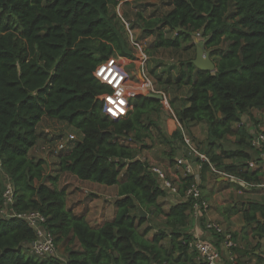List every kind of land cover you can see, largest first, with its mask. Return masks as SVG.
Masks as SVG:
<instances>
[{
    "label": "trees",
    "instance_id": "trees-1",
    "mask_svg": "<svg viewBox=\"0 0 264 264\" xmlns=\"http://www.w3.org/2000/svg\"><path fill=\"white\" fill-rule=\"evenodd\" d=\"M122 1L129 6L124 0H0V173L12 187V201L5 205L0 183V210L7 213L0 215V264H203L187 247L194 201L184 192L193 178L171 181L178 199L165 210L162 200L170 192L138 158L151 127L159 131L153 118L162 110L161 100L134 94L124 115L104 112L115 90L95 72L113 58L134 60L125 26L152 37L147 51L153 53H194L195 39L215 65L213 72L202 71L186 58L177 61L174 78H157L165 92L186 88L179 106L167 99L181 126L170 137L161 133L170 165L180 142L190 153L181 130L205 123L206 137L197 147L208 159L200 163L202 172L210 164L247 184L260 183L262 172L248 166L260 161V153L239 122L250 110L264 109V0H168L160 16L134 10L131 17L128 11L119 17L114 9ZM43 119L79 132L81 139L57 155L58 172L115 186L111 220L92 227L84 215L74 214L65 190L56 186L58 176L45 174L43 158L29 157ZM229 137L233 148L224 146ZM26 212L44 218L42 226L55 248H62L64 261L29 251L35 232L14 216ZM159 217L163 220L156 222ZM241 217L242 231L250 228L252 237L264 238V204L248 202ZM213 234L219 248L223 237ZM235 249L242 256L237 244Z\"/></svg>",
    "mask_w": 264,
    "mask_h": 264
},
{
    "label": "rangeland",
    "instance_id": "rangeland-1",
    "mask_svg": "<svg viewBox=\"0 0 264 264\" xmlns=\"http://www.w3.org/2000/svg\"><path fill=\"white\" fill-rule=\"evenodd\" d=\"M121 3H123V1L120 2L114 9L119 17L122 16L124 11H128L131 17L134 10H141L145 14V16H160L169 8L167 6L168 0H129V6H121ZM125 28L128 32L127 43L130 45L129 48L134 54V60L120 57L113 58L105 65L104 68H100L98 70V74L104 79L110 81L113 86H115L117 92L115 98L112 99L113 101H107L105 105L106 110L114 115L113 109H115V107L117 106L116 102L118 99H122L125 97L128 98L130 95L134 94L144 93L141 85L142 82L137 72L139 59L142 60L141 66L145 71V75H147L149 80L152 82L153 88L164 93L167 96L168 100L170 98L173 99L175 105L179 106L181 98L185 95L186 88L181 89L179 92H174V90L171 88L168 89L167 92H165L164 86L157 83V78L160 77L161 79H165L167 76H171V78H174L177 72V61L186 58H194L193 50L188 51V53L176 54L168 50L158 51L154 53L148 52L147 48L152 41V37L145 36L138 29L129 31L126 26ZM173 33L174 32L165 29L166 36L172 37ZM132 42L137 43L141 47L145 55L144 59L138 56L136 50L131 46ZM194 43L198 44L200 47L202 46L201 43L197 42L195 39ZM127 80L128 82H126ZM125 82L126 84H124ZM155 96L157 95H154L153 97ZM162 105L163 106L161 112L155 118H153L154 122H156L161 129H159L160 131H158L156 128L151 127L150 136L147 139L143 140V143L147 147L142 151L146 150V152L150 154V157L153 158V160H157L158 163L162 164V166L160 167L165 168L167 162L169 163V158L167 155L170 152L169 146L160 138L161 133L166 132L168 125L174 126V128H181V126L175 120V118H173V111L170 112L164 104ZM260 119L263 120L262 115H260ZM197 125H199V127H196ZM236 127L237 124H233V128L235 129ZM260 130L264 131V126ZM37 131L40 136L39 140L35 147L30 151V153H28V155L29 157H34L36 159L43 157L47 158V160L44 161L45 164L43 165L44 172L47 175L56 174L58 176V182L56 186L59 189L65 190L67 207H75V212H77L80 210L83 211L87 208H91V205H89L90 202H98L95 203L97 204V207L95 206L94 208L96 211L99 210V206L101 205H110V203L116 196L115 186L109 189H105L103 187H98L92 183H84L68 173L58 172L57 155L59 154V152L65 151L57 149L58 144L63 142V140L68 135L74 136V143L76 141H79V137L77 136L79 132L64 123L48 119H43L40 122ZM181 134H184L189 139L191 146L194 149H197V147L199 149L201 147L200 141H202L206 137V125L205 123L187 124V129L183 128L181 130ZM232 142L233 139L229 137L224 143L225 148H233ZM72 143L68 144V147H70ZM180 144L181 148L177 149L176 156H183L188 159V165L191 168L192 174H196L199 177V180L197 181V183H195V185L200 189L201 194L208 204L209 208L206 218L204 217L203 219H199L198 221L194 222L197 229H201L208 237H215L212 231H208L205 228V224H217L218 226H220L224 233H230L231 236L235 235L234 240L236 244L241 245L243 234L242 224H244L241 217V210L243 206L247 205L248 201H256L260 204H264V170L262 171V168H264V160L263 162H261L263 167H261L260 169L262 172L260 183L251 184L252 186L248 188H242L240 187L241 182L238 181L237 178L219 171L217 168L210 164V168L207 171L204 170V172H202L203 169L201 168L200 163H208V159L204 154V149H197V151L199 152V154H202L207 159V161L199 160L200 162H198L195 160L194 156H187L186 148L182 145L181 142ZM142 151H140V154L142 153ZM241 162L242 161L240 160H224L223 164L235 165ZM158 163L156 164L157 166L159 165ZM253 163H255V161H253ZM156 165H154V167ZM179 172L180 174L186 175L184 167L180 168ZM166 174L168 180L171 181L169 173L166 172ZM0 183L3 187L2 189H4V187L8 184L7 179L2 173H0ZM171 196L172 195L169 194L167 199L164 198V200H162L163 208L165 210L169 208V204L173 201L172 198H170ZM94 198L99 199L94 200ZM77 206L79 207L76 208ZM92 209L93 208H91L90 210L92 211ZM78 215L82 214L80 213ZM155 220L156 222H161L163 218L159 217ZM91 223L94 226L96 225L94 224V220L93 222L91 221ZM152 233L153 231L148 234V237H150ZM232 252L236 253L237 255L236 249L232 250ZM53 257L58 259L59 261H64L65 256L60 246L55 248ZM224 261L225 264H227V261ZM237 261L242 262L241 257H237Z\"/></svg>",
    "mask_w": 264,
    "mask_h": 264
},
{
    "label": "built area",
    "instance_id": "built-area-1",
    "mask_svg": "<svg viewBox=\"0 0 264 264\" xmlns=\"http://www.w3.org/2000/svg\"><path fill=\"white\" fill-rule=\"evenodd\" d=\"M131 46L136 50L139 57H142L144 59V52L141 49V47L135 43L132 42ZM109 62V61H108ZM107 62V63H108ZM102 64L96 69V76L100 78L102 81L110 84L114 90L115 94L113 97L106 98L105 104H104V112L109 116H113L111 118H117L125 114L127 111V97L118 99L116 102V107L113 109L114 115L109 113L105 105L107 101L112 100L116 96V89L113 84L104 79L102 76L98 74V70L100 68H104L107 64ZM142 60L139 59L138 61V76L141 80V85L143 89V95H150V96H160L161 102L164 105L168 104L167 97L164 93L161 91H157L153 88L152 82L149 80L147 75H145V71L142 68ZM131 96V95H130ZM113 101V100H112ZM184 143L188 146L190 153L189 154H195L199 157L202 161H207V159L202 155L199 154L192 146L189 141V139L182 134ZM75 140L74 136L68 135L63 142L59 143L57 146V149L59 150H66L68 148V144L72 143ZM250 145L253 149L257 150L260 153V156L264 158V132L263 131H256L251 133L250 136ZM178 164H181V161H178ZM249 165H252V163H249ZM184 171L186 175H191V168L188 164L184 165ZM151 172L154 173L158 180L160 181L161 186L170 192V194H176L177 189L176 187L171 183V181L168 180L166 174L159 169L158 167H151ZM3 198H4V204L11 203L12 201V187L10 183H8L3 190ZM184 198L191 199L193 202V217H200L202 214L206 213L208 210V206L205 200L201 199V192L200 189L195 185L192 184L189 188H187L184 192ZM200 210L202 211V214L200 213ZM0 215L7 216V213L5 209L0 210ZM15 217L21 218L25 220L28 224V226L35 232V239L29 242L28 248L29 251L35 255L38 258H46V257H53L55 253V246L52 240V237L50 234L43 228L42 223L44 222V218L37 212H26L21 214H14ZM205 228L208 231H212L216 234H221L223 239L219 245V248H217L212 242L207 240H202L198 238H193L187 243V247L189 250H193L197 254V261H200L203 264H225V261H227V264H245L243 262H237L235 255L232 253V249L236 247V242L232 239V236L230 233H224L220 226L214 223H206ZM264 264V260L260 263Z\"/></svg>",
    "mask_w": 264,
    "mask_h": 264
},
{
    "label": "crops",
    "instance_id": "crops-1",
    "mask_svg": "<svg viewBox=\"0 0 264 264\" xmlns=\"http://www.w3.org/2000/svg\"><path fill=\"white\" fill-rule=\"evenodd\" d=\"M124 1L129 2V0H124ZM126 82H128V80ZM126 82L124 84H126ZM132 84H134V83H132ZM165 106L171 112L169 105L167 104ZM260 115L263 116V120L260 119ZM111 117H113V116H111ZM239 125H242L243 127H245L248 135H250V136H251V133H253V132L261 131L260 129H262V127L264 126V109H262V110L252 109L249 111V115H242L240 117ZM196 127H199V125H197ZM158 128L161 129L159 126H158ZM173 129L175 130L176 128H174V126L168 125L166 132L164 134L167 137H170L172 135V132L174 131ZM77 136L79 137L78 139L80 140L81 135L77 134ZM37 142H36V144H37ZM34 147H32L28 153H30V151ZM249 153L251 154L252 157H254L255 154L253 153V151H251ZM176 155H177V150L175 152H173V157H172V160L175 161V164L170 165V163L167 162L165 168L160 167V166H162V164L158 163L157 160H153V158L150 157V154L148 152H146V150L142 151L141 154L139 153L138 158L146 161L151 167H154V165H156L158 163L159 165L158 166L156 165L155 167L161 168L165 172V174H166V172H168L170 177H171L170 178L171 181L175 184V183H178L180 178L185 176L184 174H180L179 169L183 168L184 165L189 164L187 158H185L183 156L177 157ZM258 157L260 158L259 162L253 163V161H250L249 163H252V165H249V163H248V166L251 169L253 168L252 170H257V171L261 172L260 169H261V167H263L261 162H263L264 158H262L260 155ZM258 157H254V158H258ZM43 159H44V161L47 160V158H45V157H43ZM178 161H181V164H178ZM263 170H264V168H262V171ZM166 176H167V174H166ZM190 176L193 178V183L194 184L197 183V181L199 180V177L196 174L195 175L191 174ZM238 181L241 182L240 187H242V188H245V187L248 188V187L252 186L251 184H247V183H245L239 179H238ZM82 182L91 183V182H86V181H82ZM92 184H94V183H92ZM94 185H96L98 187H103L105 189H109V188L113 187V186L107 187V186H103V185H99V184H94ZM256 186H259V185H256ZM169 194L170 193H167V196L165 199H167ZM170 195H172L170 198H172L173 201L169 205L175 203L178 199V196L176 194L175 195L170 194ZM98 199L99 198H94V200H98ZM248 202H250V201H248ZM95 203H98V202H90L89 205H91V208L94 209L95 206L97 207V204H95ZM207 206H208V204H207ZM78 207L79 206H77L76 208H78ZM245 207H246V205L243 206V208H245ZM68 208L70 210H72V212L74 214H80L81 213L82 215H84L86 221L92 227H99L103 222L111 220L113 217V214H114L111 204L110 205L107 204L104 206L101 205V206H99V210H97V211L95 209H94V211H93V209L91 211L90 210L91 208H87L83 211L80 210V211L75 212V207L68 206ZM208 210H209V208H208ZM208 210L206 213L203 214L202 218L207 217ZM191 218H193V219H192V222L188 225L187 231L193 236V238L207 240L210 242L215 240L214 237L206 236L205 232H203L201 229H197L194 222L201 219V216L198 218L192 216ZM93 220L95 222L94 224H96L95 226L91 223V221L93 222ZM242 228H243V224H242ZM242 233H243L242 234V244L238 245L239 248L242 249V256L237 254V255H235V257H241L242 262H244L246 264H259V263H261L264 260V238L263 239H257V238L252 237V232H251L250 228L245 229L244 231H242Z\"/></svg>",
    "mask_w": 264,
    "mask_h": 264
},
{
    "label": "water",
    "instance_id": "water-1",
    "mask_svg": "<svg viewBox=\"0 0 264 264\" xmlns=\"http://www.w3.org/2000/svg\"><path fill=\"white\" fill-rule=\"evenodd\" d=\"M193 66L199 70L213 72L215 70V65L210 59L209 52L203 50L198 44L195 45L194 58L191 60ZM156 99L160 100V96H155ZM141 217H145L146 215L139 211Z\"/></svg>",
    "mask_w": 264,
    "mask_h": 264
}]
</instances>
